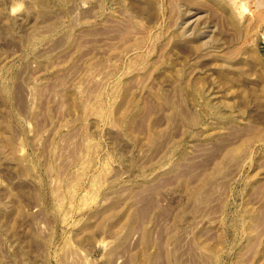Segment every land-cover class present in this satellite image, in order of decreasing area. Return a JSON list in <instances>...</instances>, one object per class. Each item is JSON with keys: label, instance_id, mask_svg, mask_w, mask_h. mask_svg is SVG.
Wrapping results in <instances>:
<instances>
[{"label": "rangeland", "instance_id": "obj_1", "mask_svg": "<svg viewBox=\"0 0 264 264\" xmlns=\"http://www.w3.org/2000/svg\"><path fill=\"white\" fill-rule=\"evenodd\" d=\"M0 264H264V0H0Z\"/></svg>", "mask_w": 264, "mask_h": 264}]
</instances>
